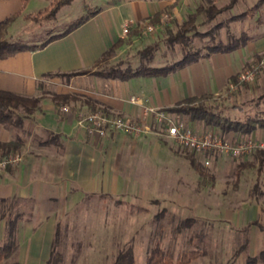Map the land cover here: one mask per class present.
<instances>
[{"label":"crops","instance_id":"0c3cea01","mask_svg":"<svg viewBox=\"0 0 264 264\" xmlns=\"http://www.w3.org/2000/svg\"><path fill=\"white\" fill-rule=\"evenodd\" d=\"M41 1L48 3L31 0L23 7L21 0H0V23L21 11L9 25L7 35L18 22L24 21L25 10L31 3ZM47 6L45 4L44 8ZM199 6L200 0H122L97 9L99 13L80 27L41 49L0 60V91L39 100L33 114L19 113L22 115L20 128L0 124V143H9L17 137L22 140L21 164L0 171V200H27L33 205L32 217L20 222L17 228V241L24 238L30 241L31 258L27 262L49 264L55 242L54 250L58 246L57 214L65 213L85 196L122 195L127 190L126 184L137 182L136 168L140 162L151 163L165 152L164 142L172 144L155 134L153 118L145 113L146 109L167 110L187 99L209 97L221 102L227 110L231 97L226 95L228 84L264 53L263 8L240 21L241 31L233 37L245 39L233 51L203 52L197 61L155 77L119 80L105 79L94 73L96 62L120 40L123 44L107 63L109 66L122 65L126 61L123 56L134 48L137 54L150 46L162 29L151 21L155 18L159 21L163 16L161 11L167 9L171 20L181 23L195 14ZM232 10L230 18L234 15ZM200 18L197 15L196 20ZM126 24L129 25L128 35L123 34ZM146 25L154 26L156 31L146 34ZM151 67L164 66L153 64ZM85 71L88 73L61 77ZM46 85L55 88V95L68 97L66 105L71 108L70 114L61 113V103L52 97L40 95ZM261 88H264V70L254 85L239 87L233 99L238 103L248 102L253 98L251 94ZM132 98L137 103L131 102ZM236 109L240 110L238 106ZM76 111L121 116L151 127L152 132L136 137L109 132L101 139L89 138L75 126ZM189 123L198 132L210 130L201 123ZM230 137L232 141L242 140L238 135ZM249 138L264 142V129H256ZM253 156L252 167H264V153ZM0 222H4V231L5 219Z\"/></svg>","mask_w":264,"mask_h":264},{"label":"rangeland","instance_id":"374dc122","mask_svg":"<svg viewBox=\"0 0 264 264\" xmlns=\"http://www.w3.org/2000/svg\"><path fill=\"white\" fill-rule=\"evenodd\" d=\"M121 1L73 0L47 21H35L34 18L48 8L52 0L31 3L25 10L27 16L24 21L18 22L7 38L39 45L55 33L64 32L80 17ZM258 1L200 0L198 8L201 7L204 12L199 15V20L190 23L193 29L186 33L185 41H172V37L181 31L188 17L184 22L177 23L171 20L167 9L161 11L160 15H167L168 19L163 24L157 22L162 29L150 45L156 50L149 66H170L180 61L184 53L198 52L201 55L222 40L228 42L234 38L233 35L240 33L241 20L258 9L264 10L263 5L255 7ZM45 4H48L46 8ZM231 9L235 16L230 18ZM245 14V17L233 20ZM134 50L123 56L126 61L122 65L104 64L102 67L105 70L116 66L136 69L142 60L140 51L135 54ZM240 73L229 83L235 85L234 91L229 92L227 87L226 95H231L227 110L215 99L206 102V105L218 106L222 114L231 120L244 121L248 117L264 119V88L254 91L251 94L253 98L248 99L249 103H238L233 99L239 87L254 85L259 75L252 83L238 84ZM54 90L46 85L40 90V95L53 99ZM237 106L240 110L236 109ZM181 117L190 121L186 116ZM213 130L221 134L217 129L209 131ZM231 135L236 134H228L225 139L231 140ZM163 146L165 152L151 163L146 165L139 161L135 176L137 182L126 184L127 190L122 195L85 196L65 213L55 216L58 246H55L52 259L58 261L54 264H112L118 252L129 247L132 248L134 263L145 264L147 254L157 242L174 262L183 254L196 252L199 256L189 264H244L250 257H256V264H264L261 255L264 253V167H252L253 155L246 159L205 156L186 152L167 142ZM186 155H193L213 180L202 183ZM244 164L251 167L240 170L239 166ZM30 205L21 202L18 206L27 211ZM5 207L0 205V216ZM3 224L0 222V246L5 241ZM33 224L36 227L37 223ZM31 250L28 238L18 239L14 253L0 264H34L27 262L31 258Z\"/></svg>","mask_w":264,"mask_h":264},{"label":"trees","instance_id":"16d2710c","mask_svg":"<svg viewBox=\"0 0 264 264\" xmlns=\"http://www.w3.org/2000/svg\"><path fill=\"white\" fill-rule=\"evenodd\" d=\"M31 0H21L23 7ZM49 1V0H46ZM73 0H52L51 4L48 8H46L42 13L38 14L35 21L39 20H51L55 17L56 13L64 6L69 5ZM260 5H264V0H259L255 5L256 8L260 7ZM204 11L200 7L196 10L195 14L189 15L187 21L182 27L181 31L172 37V41L184 40L186 33L192 31L193 26L190 23H194L197 15L202 14ZM99 13V10H95L93 13L88 14L86 16H82L77 19L75 22L70 24L68 28L62 32L61 34L51 36L46 41L42 42L39 45H28L24 43H19L13 41L11 37L7 38V30L9 25L20 16L21 11L11 16L6 21L0 23V60L13 57L16 54L24 51H34L37 49H41L45 47L48 43L53 40L59 39L61 37L66 36L70 32L74 31L82 24H84L90 17ZM245 15H240L238 17L233 18V20H239ZM209 18V16H207ZM33 19V18H32ZM158 18H155L151 21L152 24L157 23ZM129 34V33H128ZM244 37L239 36L237 38H232L226 43H220L215 46L208 48L209 53L215 52H230L237 48H239L244 42ZM123 44V41L120 40L115 43L109 50H107L101 58L96 62L94 72L96 75L105 78V79H119V80H127L136 76H151L155 77L158 75H165L170 72L176 71L189 63L197 61L200 57L198 52L195 53H184L183 58L174 63L173 65L161 67V68H153L149 66L154 57L155 48L154 47H146L145 49L139 52L141 63L139 67L136 69L126 68L121 69V67H110L105 70L102 66L107 64L110 60H112L115 55L117 49ZM88 73L78 72L72 73L68 75H62L61 77L71 78L76 75H82ZM54 75H48L47 77H53ZM59 77V75H57ZM212 98L203 97L200 99H187L174 107L167 109L168 113L175 114L177 116H186L189 118L191 122L201 123L207 129H217L221 132V136L225 138L228 134H236L242 139H248L253 131L256 129H264V119L248 117L244 121L231 120L227 116H224L222 112L218 109V106H210L206 105V102L210 101ZM53 100L55 102H59L62 105H66L69 102L68 97L63 96H53ZM39 104V100L36 98H26L17 96L15 94L9 92H1L0 91V124L11 126L14 128H20L22 124V115H31L35 112ZM21 113L22 115H20ZM55 138V136H54ZM22 145V140L17 137L14 141L9 143H0V155H8L20 152V147ZM258 154H262L259 152ZM191 167L196 172V174L201 179L202 183H206L208 181H212L213 178L209 176L206 170L197 162V160L193 157V155H186ZM250 165H241L239 169L248 168ZM21 202H27L30 205V208L26 211L20 209L18 205ZM0 205H6L5 211L0 216V221L5 219V241L4 244L0 246V262L8 259L14 253L15 248L17 246V228L20 222H27L32 217L33 205L31 201L27 200H18L13 199L9 201L0 200ZM18 209V210H17ZM159 217L156 218L158 220ZM58 234H56L57 239ZM56 245V242L55 244ZM53 245V252H54ZM52 252V253H53ZM264 257V253L261 254ZM198 253L190 252L188 254H183L177 261H173L171 257L164 252L160 243L157 242L154 247L147 254L145 264H189L191 261L195 260L198 257ZM53 257V256H52ZM59 258V257H58ZM58 261V260H57ZM57 261H54V258L49 261V264H54ZM256 257H250L244 264H256ZM19 264V263H13ZM112 264H135L132 248L129 247L123 251L118 252L115 257V260Z\"/></svg>","mask_w":264,"mask_h":264},{"label":"built area","instance_id":"2783aa9c","mask_svg":"<svg viewBox=\"0 0 264 264\" xmlns=\"http://www.w3.org/2000/svg\"><path fill=\"white\" fill-rule=\"evenodd\" d=\"M167 15L161 16L160 24L165 23ZM156 28L152 25L146 26V32L153 34ZM129 33V25L123 26V34ZM264 68V54L257 62L239 74L238 84L252 83L259 71ZM235 85L229 84V92H233ZM131 102L137 103V100L130 99ZM60 112L70 114L69 106H60ZM146 114L153 118L155 134L182 150L192 154L230 156L232 158H243L255 155L259 152L264 153V142L254 139H244L239 141L227 140L217 131L198 132L193 129L190 123L175 114L168 113L165 110L157 108H148ZM75 126L78 130L83 131L89 138L101 139L109 132H123L131 136H139L152 132L151 127L142 126L127 118L121 116H106L101 111L92 112H75ZM23 161L22 153L0 155V171L8 168H15Z\"/></svg>","mask_w":264,"mask_h":264}]
</instances>
